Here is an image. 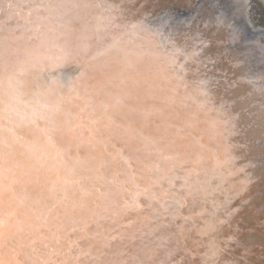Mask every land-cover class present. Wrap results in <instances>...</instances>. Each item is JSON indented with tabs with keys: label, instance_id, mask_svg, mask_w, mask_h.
<instances>
[{
	"label": "bare ground",
	"instance_id": "obj_1",
	"mask_svg": "<svg viewBox=\"0 0 264 264\" xmlns=\"http://www.w3.org/2000/svg\"><path fill=\"white\" fill-rule=\"evenodd\" d=\"M0 0V264H264V0Z\"/></svg>",
	"mask_w": 264,
	"mask_h": 264
},
{
	"label": "rangeland",
	"instance_id": "obj_2",
	"mask_svg": "<svg viewBox=\"0 0 264 264\" xmlns=\"http://www.w3.org/2000/svg\"><path fill=\"white\" fill-rule=\"evenodd\" d=\"M164 2H166V9L176 10L178 14L185 17L190 13L189 9L191 8L190 5L186 6L185 3L192 2L191 4H194L195 0H164Z\"/></svg>",
	"mask_w": 264,
	"mask_h": 264
}]
</instances>
